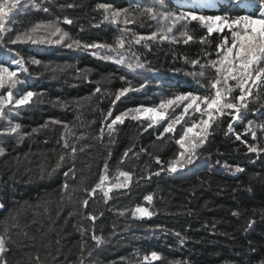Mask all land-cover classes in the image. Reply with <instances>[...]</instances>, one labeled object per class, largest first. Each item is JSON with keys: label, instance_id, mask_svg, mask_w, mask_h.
<instances>
[{"label": "trees", "instance_id": "obj_1", "mask_svg": "<svg viewBox=\"0 0 264 264\" xmlns=\"http://www.w3.org/2000/svg\"><path fill=\"white\" fill-rule=\"evenodd\" d=\"M199 3L170 0V8L185 11ZM145 7L155 8L158 14L168 11L155 0H21L6 23L10 30L0 42V63L19 72L21 83L11 89L13 98L26 91L37 94L27 104L5 105L0 115V148L4 149L0 236L5 239L6 264H259L264 260V151H248V145L264 148L259 128L264 124V87L253 90L240 113L243 122L233 123L234 132L228 131L230 118H221L208 130L194 163L176 173L161 171L179 148L170 139L173 134L157 139L161 125L145 131L148 121L126 118L109 135L106 119L110 123L124 111L154 107L176 94H204L216 76L209 62L219 59L220 37L214 33L209 42L201 43L205 29L195 21L186 29L194 37L187 44L179 25L167 40L158 36L135 43L139 36L165 28L159 15L152 19L141 12ZM123 9H129V23H123V15L112 22L111 13ZM227 10L226 0L217 8L198 9L207 14ZM49 23L68 33L61 43H11L17 35L31 33L36 24ZM34 35L59 39V34L49 36L43 27ZM120 39L124 65L102 58L116 56L109 47H117ZM73 41L80 46L67 47ZM90 44L106 47H84ZM21 57L26 72L12 63ZM31 58L41 63L33 64ZM137 59L143 67L129 70L127 63L135 64ZM194 60L199 64L193 65ZM125 87L133 90L113 105ZM6 94L7 85L0 88V95ZM180 113L177 108L175 115ZM168 114L172 116L171 109ZM199 115H185L187 126ZM249 121L256 140L248 133L242 135L248 142L244 144L235 135L243 133ZM17 123L21 125L17 132L7 131ZM182 126L183 121L177 125L176 138ZM65 141L76 148L74 160ZM61 154L64 164L53 172ZM105 162L109 177L105 190L125 182L121 172L129 173V186L113 188L110 198L99 189L89 198L104 174ZM73 165L75 177L72 173L66 177ZM237 167L243 171L237 172ZM148 195L153 197L151 202L145 199ZM137 206L147 207L153 215L134 216ZM93 235L102 236L103 242L97 244ZM152 252L160 259L151 260Z\"/></svg>", "mask_w": 264, "mask_h": 264}, {"label": "snow or ice", "instance_id": "obj_2", "mask_svg": "<svg viewBox=\"0 0 264 264\" xmlns=\"http://www.w3.org/2000/svg\"><path fill=\"white\" fill-rule=\"evenodd\" d=\"M159 3L161 8L168 9V11L157 13L153 7H145L140 9L142 13H147L152 19L159 17L165 21V28L161 33L153 32L148 36H139L135 43L139 44L142 40H156L159 36L160 39H169L170 33L173 29L179 25L180 35L184 37V43L187 44L189 41L194 39L193 35H190L186 30L188 25L195 21L199 25H202L205 29V34L200 37L201 43L209 42L212 34H218L220 39L216 45V54L219 57L217 60L209 62L210 66L215 70L216 76L214 79L209 81L208 89L204 94H193L188 92L185 94H176L172 98H164L160 101L157 106L154 107H136L124 111L114 118L111 119L110 123L107 122L106 126L109 135L115 130V125L123 124L126 118H130L133 121L145 120L148 121L147 126L144 128L145 131L148 128H152L155 125H161L162 132L157 137L161 139L165 134H173L170 139L174 140V143L179 146L177 152L173 158L166 161L161 166V171H167L170 173H176L178 170L184 169L188 165L194 163L197 157V150L200 149L207 141L209 134L208 130L212 128V125L221 118L227 116L230 118L228 124V131L234 132L233 123L237 121L243 122V117L240 113L242 109H246L249 103L248 98L252 97L253 90L259 91L261 87H264V0H226L228 10L225 13L220 14H207L198 11L199 8H217L220 6L221 0H201V3L192 5L185 11H172L170 8V0H155ZM21 4V0H0V42L3 40L4 34L10 29L6 28V23L9 21L11 14L14 9H17ZM39 8V5H36ZM99 7L104 8L108 11V7L100 5ZM140 8V5L136 6ZM44 11H48L47 8ZM129 9H123L113 11L112 22H119L122 15L124 16L123 23H129L127 13ZM108 16H105V20ZM170 22V23H169ZM66 23L71 24V20H66ZM43 27L49 30V36H56L59 34L58 40L46 39L43 36L34 35L38 30ZM68 36L67 32H63L59 27L52 23L47 25L36 24L32 29L31 33L24 35H17L15 39L11 40V43L15 44L18 41H31L34 44L37 43H61L64 38ZM79 47L78 41L69 43L67 47L72 48L73 46ZM86 48L93 49H104L106 46L101 44H90L84 45ZM124 48V40L120 39L117 42V47H109V51L116 53V56H103V59H115V62L120 65L125 64L126 58L119 52V49ZM93 55H98V52H94ZM119 57V58H116ZM33 64H40L41 61L31 58ZM17 65L19 71L26 72L27 69L23 67L24 59L21 57L18 60L12 61ZM193 65L199 64V60L192 61ZM127 68L134 71L136 68L143 67L139 63L138 59L135 64L127 63ZM47 67V66H46ZM56 67H60L57 65ZM66 67V66H65ZM205 65H201L203 69ZM200 76H204V71H201ZM19 72L11 70L10 67H6L3 63H0V88H4L7 85V94L0 95V115H3L4 106L7 104L23 105L29 103L32 98L37 95L33 91H26L23 94L18 93V99L13 98L11 89L15 88L21 81L18 79ZM130 87L120 89L119 93L115 96V101L120 100L129 91H132ZM100 88H96V92H99ZM233 92H236L233 95ZM181 108L180 115H175V110ZM172 110V116H169V110ZM199 113L197 120L191 121V126H187L188 121H184L185 115H195ZM112 112L107 113V117H112ZM183 121V126L179 133V137L176 138V128L178 124ZM20 124L7 129L8 132L15 133L20 129ZM262 130L261 135L264 137V124L259 125ZM197 129H199L197 131ZM251 133L252 139L256 140V132L252 130V122L249 121L248 126L245 128L243 133H236L235 138L244 144H247V140H242V135ZM104 134V129H101V137ZM64 147L69 149L68 155L74 160V154L76 152L75 146L69 145L67 141L64 142ZM131 151V149H129ZM248 151L250 152H261L264 148L259 147V144L248 145ZM4 152L3 148H0V154ZM124 157L128 156L126 151ZM65 155L61 154L53 168V172L61 168L64 164ZM121 162H123L121 160ZM157 164H161V161L157 158ZM237 172H242L243 169L237 167ZM104 174L100 176L99 182L95 184V187L91 189L89 198L95 195L99 189L105 198H110L109 193L112 192L113 188H127L131 181L129 173L121 172L119 175L126 178L123 183H115L111 187H107L105 190L106 181L108 177V164L105 162L103 168ZM69 173H72L73 178L75 177V169L70 167L68 171L64 173L67 177ZM155 175H159L156 172ZM64 189L67 190L69 185L64 184ZM85 191H89L85 189ZM145 199L149 202L152 201L153 197L148 195ZM83 204L87 206L88 200L85 199ZM3 204H0V208H3ZM134 216L139 215L140 217H151L153 213L147 207L137 206L133 213ZM95 220L96 217H91ZM97 244L103 242V237L93 235ZM5 251V239L0 236V264H6L3 260V253ZM160 259L156 252L151 253V260L155 261ZM144 260H149L148 256L144 257ZM259 264H264V260H261Z\"/></svg>", "mask_w": 264, "mask_h": 264}, {"label": "rangeland", "instance_id": "obj_3", "mask_svg": "<svg viewBox=\"0 0 264 264\" xmlns=\"http://www.w3.org/2000/svg\"><path fill=\"white\" fill-rule=\"evenodd\" d=\"M137 216H139V215H137Z\"/></svg>", "mask_w": 264, "mask_h": 264}]
</instances>
